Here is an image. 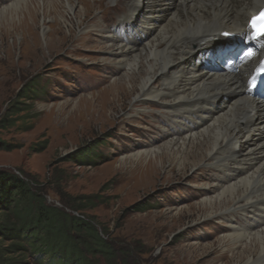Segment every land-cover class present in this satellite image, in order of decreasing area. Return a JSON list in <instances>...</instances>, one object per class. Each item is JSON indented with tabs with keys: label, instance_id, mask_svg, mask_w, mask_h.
Instances as JSON below:
<instances>
[{
	"label": "rangeland",
	"instance_id": "obj_1",
	"mask_svg": "<svg viewBox=\"0 0 264 264\" xmlns=\"http://www.w3.org/2000/svg\"><path fill=\"white\" fill-rule=\"evenodd\" d=\"M21 1L15 8L11 5L17 0H0V28L21 19ZM37 1L35 48H25L21 30L0 37V169L33 177L48 189V200L92 196L94 206L83 212L115 239L119 264H242L219 242L228 226L199 219L206 190L204 181L196 183L192 176L202 166L182 172L165 159L156 163L154 173L150 167L144 173L135 165V152L160 143L164 116L153 103L135 104L124 90L119 101L113 88L117 79L127 82L122 75L127 66L120 71L109 60L98 32L86 43L80 39L94 18L111 30L123 6L113 0H83V24L76 22L77 10L60 8L59 33L46 47L43 26L51 28L55 15L49 12L45 18L47 6ZM12 9L16 12L9 16ZM146 12L144 7L140 14ZM224 32L229 31L219 35ZM124 88L128 91L126 84ZM134 112H143L135 122ZM84 149L89 157L81 158Z\"/></svg>",
	"mask_w": 264,
	"mask_h": 264
},
{
	"label": "bare ground",
	"instance_id": "obj_2",
	"mask_svg": "<svg viewBox=\"0 0 264 264\" xmlns=\"http://www.w3.org/2000/svg\"><path fill=\"white\" fill-rule=\"evenodd\" d=\"M39 1L47 6L45 18L49 12L55 15L51 28L43 26L46 47L59 33L55 26L60 21V8L77 10V23L87 21L86 16L80 17L85 15L83 0ZM113 1L124 8L117 24L106 30L94 18L80 31V39L86 43L92 32H98L109 60L112 58L119 70L127 66L122 74L127 82L117 79L113 88L119 101L124 90L135 104L153 103L164 116L160 123L168 127L160 129V143L153 142L135 152L136 167H143L144 173L150 167V173H154L156 163L165 159L182 172L187 168L194 172L202 166L204 169L192 176L196 183L204 181L202 189L206 190L199 202V219L223 221L222 225L228 226L219 242L233 260L264 264V98L246 93L245 76L225 71L221 55L212 51L209 58L203 56V62L200 53L223 31L235 36L241 33L250 12L263 6L264 0ZM21 2V19L2 24L0 37L21 30L25 48L31 51L38 43L35 3L39 2ZM5 7L11 8L4 6L3 10ZM144 7L148 12L141 15ZM11 11L9 16L16 9ZM255 63L251 60L243 71ZM134 114L133 122L141 119L143 112ZM235 216L239 218L234 222Z\"/></svg>",
	"mask_w": 264,
	"mask_h": 264
},
{
	"label": "trees",
	"instance_id": "obj_3",
	"mask_svg": "<svg viewBox=\"0 0 264 264\" xmlns=\"http://www.w3.org/2000/svg\"><path fill=\"white\" fill-rule=\"evenodd\" d=\"M56 196L48 200L33 177L0 169V264H119L115 239L83 212L93 197Z\"/></svg>",
	"mask_w": 264,
	"mask_h": 264
},
{
	"label": "snow or ice",
	"instance_id": "obj_4",
	"mask_svg": "<svg viewBox=\"0 0 264 264\" xmlns=\"http://www.w3.org/2000/svg\"><path fill=\"white\" fill-rule=\"evenodd\" d=\"M252 27L256 29V35L264 34V11H262L259 16L253 17ZM225 35H228V33H225ZM253 38H255V36ZM251 54V52L246 53L247 56H250ZM255 82V78H253V85H255Z\"/></svg>",
	"mask_w": 264,
	"mask_h": 264
}]
</instances>
